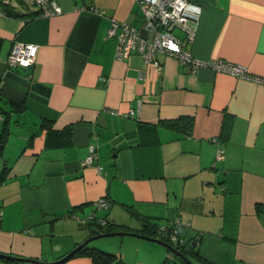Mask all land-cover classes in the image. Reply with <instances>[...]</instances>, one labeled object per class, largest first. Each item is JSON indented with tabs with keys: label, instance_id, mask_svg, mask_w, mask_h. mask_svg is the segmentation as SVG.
I'll return each mask as SVG.
<instances>
[{
	"label": "crops",
	"instance_id": "crops-1",
	"mask_svg": "<svg viewBox=\"0 0 264 264\" xmlns=\"http://www.w3.org/2000/svg\"><path fill=\"white\" fill-rule=\"evenodd\" d=\"M8 1L0 0V255L55 262L94 235V214L138 234L142 220H179L185 242L201 234L195 249L208 263L264 264V83L255 80H264V0L200 1L183 46L254 79L189 74L164 52L158 68L136 53L117 60L110 19L150 38L135 0H55L63 12L53 17L39 16L31 0ZM15 42L38 46L32 68L7 66ZM181 117L192 119L189 135L162 125ZM90 145L97 160L86 167ZM99 199L109 207L96 209ZM91 249L122 264L171 259L132 236ZM60 264L92 261L73 255Z\"/></svg>",
	"mask_w": 264,
	"mask_h": 264
},
{
	"label": "built area",
	"instance_id": "built-area-1",
	"mask_svg": "<svg viewBox=\"0 0 264 264\" xmlns=\"http://www.w3.org/2000/svg\"><path fill=\"white\" fill-rule=\"evenodd\" d=\"M135 1L142 13L143 28L150 38L143 37L141 31L133 25L110 19L107 36L117 39L115 51V58L117 60H125L130 54L136 53L142 57L146 65L158 68L160 65L155 55L164 52L177 59L189 74H194L202 69H210L216 73H224L243 79H254L242 66L223 60H199L194 58L183 47L184 43H191L193 41L202 12L199 2H209L212 0ZM2 2L10 5L8 0H2ZM30 2L39 16L53 17L63 12L55 0H31ZM79 10H85V7H81ZM175 31L183 34V41L174 35ZM37 52L38 46L35 44L15 42L7 57V66L11 69L32 68L36 63ZM255 80L264 83L262 79L255 78ZM222 153L223 151L219 149L216 158L220 159ZM96 160V147L90 145L88 155L83 161V166H92ZM95 207L96 209H107L109 205L105 199H99L95 202ZM1 216L2 212L0 210V221ZM73 218L78 220L75 216ZM89 220H95L99 226H106V220L96 219L94 214L89 216ZM183 227L185 226L179 220H171L165 225L158 227L156 234L159 238H167L170 242H176L177 234Z\"/></svg>",
	"mask_w": 264,
	"mask_h": 264
},
{
	"label": "trees",
	"instance_id": "trees-1",
	"mask_svg": "<svg viewBox=\"0 0 264 264\" xmlns=\"http://www.w3.org/2000/svg\"><path fill=\"white\" fill-rule=\"evenodd\" d=\"M7 14L12 15L11 12H7ZM162 125L166 128H169L171 130H175V131L182 133L184 135H189L191 132V128H192V119L189 117H181L177 120L164 122V123H162ZM3 135H4V133H3ZM1 141H2V139H1ZM0 148H2V146ZM3 180H4V174H1L0 175V184L2 183ZM142 221L144 222V228L142 231H140L141 235L149 236L151 238H158V239L164 241L165 243L173 246L179 252H181L188 260H190L192 262V264H196L195 261L201 262L202 264H211V263H208L206 259H202L199 252L196 251V249H195L197 244L199 243V241L201 239V234L197 233L188 242H185L183 239V230H184V227H183V229L177 234V241L176 242H170L167 238H159L157 236L156 229L158 228V226L156 223L154 224V223H149V222L144 221V220H142ZM96 227H98V229L93 230L94 234L116 232V231H114V230H116V228L113 227V225H110V223H108L107 221H106V226H104V227L96 226ZM196 237H198V238H196ZM168 252L170 253L169 250H168ZM170 254L173 255L172 253H170ZM74 255H88L91 258L92 264H122L121 261L115 255H113L111 253L91 249V248H88L87 246H85L84 248H82L81 250L76 252ZM173 256H175V255H173ZM194 257L199 258V259H193ZM177 259L182 264H185L178 257H177ZM5 261L10 262L11 264H29V263H22V262L9 261V260H5ZM161 264H171L170 259H165V261Z\"/></svg>",
	"mask_w": 264,
	"mask_h": 264
},
{
	"label": "water",
	"instance_id": "water-1",
	"mask_svg": "<svg viewBox=\"0 0 264 264\" xmlns=\"http://www.w3.org/2000/svg\"><path fill=\"white\" fill-rule=\"evenodd\" d=\"M115 236H132L136 237L145 241H149L152 243L159 244L163 247H165L167 250L170 251L173 255L181 259L185 264H192L190 260H188L181 252H179L176 248L173 246L165 243L164 241L158 239V238H151L149 236L141 235L138 233H131L127 231H118V232H109V233H100V234H94L90 237H88L86 240H84L80 245H78L73 251H71L69 254H67L65 257L52 262V263H45L42 261H39L37 259H27V258H19V257H11V256H6V255H0V258L4 260H9V261H16V262H22V263H29V264H59L61 262H64L68 260L71 256H73L76 252L87 246L91 241L99 238H107V237H115Z\"/></svg>",
	"mask_w": 264,
	"mask_h": 264
},
{
	"label": "rangeland",
	"instance_id": "rangeland-1",
	"mask_svg": "<svg viewBox=\"0 0 264 264\" xmlns=\"http://www.w3.org/2000/svg\"><path fill=\"white\" fill-rule=\"evenodd\" d=\"M102 239H107V238H99V239H95V240L91 241V242L87 245V247L92 248L93 243H96V241H99V240H102ZM170 257H171V259H170L171 264H182V263L177 259V257H175V256H173V255H171V254H170ZM196 264H197V263H196Z\"/></svg>",
	"mask_w": 264,
	"mask_h": 264
}]
</instances>
